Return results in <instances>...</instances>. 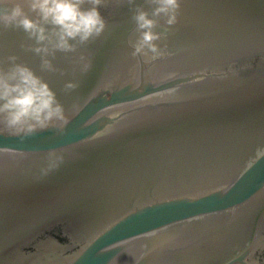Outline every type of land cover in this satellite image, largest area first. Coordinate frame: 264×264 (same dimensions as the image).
I'll list each match as a JSON object with an SVG mask.
<instances>
[{"label":"water","instance_id":"1","mask_svg":"<svg viewBox=\"0 0 264 264\" xmlns=\"http://www.w3.org/2000/svg\"><path fill=\"white\" fill-rule=\"evenodd\" d=\"M17 5L56 27L31 0L0 14ZM155 8L102 0L105 29L69 51L0 23V71L31 69L65 116L0 125V264H264V0ZM138 11L154 59L133 55Z\"/></svg>","mask_w":264,"mask_h":264},{"label":"clouds","instance_id":"2","mask_svg":"<svg viewBox=\"0 0 264 264\" xmlns=\"http://www.w3.org/2000/svg\"><path fill=\"white\" fill-rule=\"evenodd\" d=\"M153 2L156 4L153 16L163 15L167 17L168 24L175 23L179 0ZM101 4L102 0H94L93 7L83 9L81 0H31L32 9L38 10L41 19L56 26L52 32L25 15L19 5L11 13L0 14V23L21 26L37 42L48 41L52 49L69 51L74 47L71 40L78 37L83 42L103 32L106 24L99 11ZM134 19L139 36L132 42L133 55L141 53L148 57L151 53L153 59L161 55L154 43L160 38V33L153 30L157 20L144 11H138ZM36 51L47 54L50 49L44 45ZM64 119L63 107L55 94L31 69L15 65L10 72L0 71V125L11 129L13 134H19L47 127L50 123H60Z\"/></svg>","mask_w":264,"mask_h":264}]
</instances>
